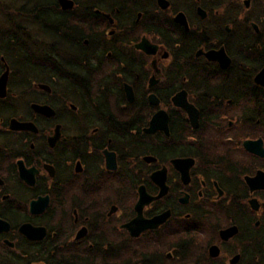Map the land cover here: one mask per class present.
Listing matches in <instances>:
<instances>
[{
  "label": "flooded vegetation",
  "instance_id": "1",
  "mask_svg": "<svg viewBox=\"0 0 264 264\" xmlns=\"http://www.w3.org/2000/svg\"><path fill=\"white\" fill-rule=\"evenodd\" d=\"M52 1L0 19V264H264V0Z\"/></svg>",
  "mask_w": 264,
  "mask_h": 264
},
{
  "label": "trees",
  "instance_id": "2",
  "mask_svg": "<svg viewBox=\"0 0 264 264\" xmlns=\"http://www.w3.org/2000/svg\"><path fill=\"white\" fill-rule=\"evenodd\" d=\"M3 2H5V0H1ZM16 0H11V4L10 7L15 4ZM22 3V6L16 10L18 11V15L17 13H13L12 10H3L1 12H6L7 17H9V20L14 21L15 19H20L22 16L25 19H30L32 21H41L42 19L44 20L45 18L43 16H41L40 14H42V12L44 11H38L37 7L42 4V5H46V4H52L53 1L52 0H20ZM24 2V3H23ZM6 7V4H2L1 8L4 9ZM8 12H10L11 14L9 15ZM26 30V29H25ZM18 36H29L30 34L28 32H20L17 34ZM100 253L98 252H90V264H100L98 262L99 258H100Z\"/></svg>",
  "mask_w": 264,
  "mask_h": 264
},
{
  "label": "rangeland",
  "instance_id": "3",
  "mask_svg": "<svg viewBox=\"0 0 264 264\" xmlns=\"http://www.w3.org/2000/svg\"><path fill=\"white\" fill-rule=\"evenodd\" d=\"M2 4H6V7L4 9L1 8V5ZM10 4H11V0H5V2H3V1L0 0V19L3 18L2 17L3 16V13H4L5 17H7V14L5 12L6 10L15 9V10H12V11H13V13L16 14L18 12L16 10H18L22 6V3H21L20 0H16L15 1V4H13L11 7H10ZM3 10H5V11L4 12H1ZM8 14L10 15L11 13L8 12ZM17 15H18V13H17ZM20 21L24 22V24L23 23H21V24H23L26 28H28V30L35 31L37 29V25L34 24L33 21H31L30 19H25V20H20ZM31 34H33L34 36H36V33L35 32L34 33L31 32L30 35Z\"/></svg>",
  "mask_w": 264,
  "mask_h": 264
},
{
  "label": "water",
  "instance_id": "4",
  "mask_svg": "<svg viewBox=\"0 0 264 264\" xmlns=\"http://www.w3.org/2000/svg\"><path fill=\"white\" fill-rule=\"evenodd\" d=\"M60 3L63 7H71L73 6L74 2L72 0H60ZM5 78V76H4ZM257 80H261L264 83V68L262 69L261 73L257 76Z\"/></svg>",
  "mask_w": 264,
  "mask_h": 264
}]
</instances>
